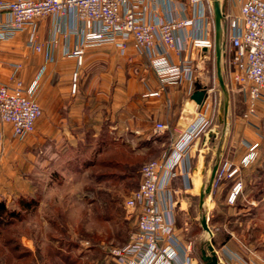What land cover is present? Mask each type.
<instances>
[{"label": "crops", "instance_id": "0c3cea01", "mask_svg": "<svg viewBox=\"0 0 264 264\" xmlns=\"http://www.w3.org/2000/svg\"><path fill=\"white\" fill-rule=\"evenodd\" d=\"M221 1L226 19L240 13V0ZM207 5L212 10L211 0H145L147 20L194 19L193 25L176 33L177 45L182 46L187 40V47L179 53L169 50L170 62L186 61L193 68L192 75L181 82H163L150 60L136 52L132 44L124 52L109 42L87 47L79 63L73 50L82 41L83 24L73 14L50 15L37 21L41 51L29 45V30L19 32L12 39L0 38V83L12 85L15 79H21L26 88L35 84L43 109L35 132L19 142L11 125L0 123V169L6 168L13 176L16 170L23 171L22 193L27 201L39 202V211L44 205L48 212L54 211V205L68 196L48 194L46 179L53 177V185L57 187L68 183L77 186L85 177L93 180L97 173L94 162L101 158L120 162L126 170L127 153L131 157L140 154L142 146L137 142L141 140L161 144L160 158L169 150L171 141L197 120L200 112L209 120L207 98L202 105L192 99L199 83L197 67L209 51L194 47L192 42L195 38L214 39L213 17L207 13ZM0 16H5L2 9ZM153 92L159 93L153 95ZM157 122L165 123L168 130L156 133ZM209 132V138L215 139L216 134ZM198 137L179 165L162 172V204L167 209L170 201L174 221L177 195L192 193L201 182L198 171L205 169L206 162L200 160L205 150L199 147ZM208 139L204 136L202 143L207 144ZM19 156L22 164L17 160ZM93 187L88 183L86 193L76 191L70 196L71 202L112 201L109 194L100 199ZM41 189L43 197L36 200V192ZM176 235L178 259L189 256L197 261L193 252L186 250L192 244ZM217 252L226 264H264V257L257 250L244 254L242 249L225 244ZM109 261L112 257L104 254L102 264Z\"/></svg>", "mask_w": 264, "mask_h": 264}, {"label": "rangeland", "instance_id": "374dc122", "mask_svg": "<svg viewBox=\"0 0 264 264\" xmlns=\"http://www.w3.org/2000/svg\"><path fill=\"white\" fill-rule=\"evenodd\" d=\"M207 9L214 22L213 7L211 10L207 5ZM229 20H223L226 46L222 60L230 92L228 123L225 126L220 120L224 93L218 83L214 47L197 67L198 82L208 90L207 130L197 140L199 147L205 150L200 160L206 165L204 171H198L199 185L192 193L178 194L175 203V232L183 241L192 244V252L199 264H205L201 254L209 242L216 249L228 244L242 249L244 254L257 250L264 257V101L258 104L257 114L250 120L244 118L246 96L233 79L235 65L231 61L233 49L229 43ZM35 97L38 99L37 91ZM209 130L216 134L215 139L209 138ZM204 136L209 138L205 145L202 143ZM137 143L142 146L140 154L131 157L128 170L117 172V177L100 179L95 173L93 180L85 177L74 187L69 183L57 187L53 185V177L46 179L48 194L68 196L49 212L47 205L39 211V202L30 209L23 203L28 198L22 193V170H16L13 176L6 168L0 169V201H5L11 210L19 213L11 224H0V246H3V236L14 238V242L0 250V264H102L103 255H110L112 247L127 243L136 228L137 211L125 206L126 198L130 190L139 187L142 165L158 158L163 149L161 144L150 141ZM247 143L256 146L251 151ZM247 155L248 160H245ZM17 160L22 164V156ZM225 160L237 164L239 172L233 178L214 181L211 193L206 195L204 206L200 208L201 189L208 185L213 166ZM239 179L243 181V189L237 201L231 204L228 195ZM88 183L94 186L96 196L102 199L103 195L109 194L112 201L71 202L70 196L76 191L87 192ZM41 193L42 189L36 192V200L43 197ZM203 213L207 216L212 236L201 224Z\"/></svg>", "mask_w": 264, "mask_h": 264}, {"label": "built area", "instance_id": "2783aa9c", "mask_svg": "<svg viewBox=\"0 0 264 264\" xmlns=\"http://www.w3.org/2000/svg\"><path fill=\"white\" fill-rule=\"evenodd\" d=\"M240 2V13L229 20V43L235 65L233 79L246 96L244 118L250 120L257 114L258 104L264 101V0ZM144 4L145 0H0V9L5 13L3 18L0 16V38L12 39L19 32L29 30V45L41 51L37 21L50 15L73 14L83 24L82 41L73 50L79 63L87 47L109 42L124 52L132 44L136 52L150 60L163 82H181L192 75L193 68L186 61L170 62L169 50L179 53L187 47V40L182 46L177 45L176 33L193 25L194 19L150 21L146 19ZM192 43L202 49L214 48V39L210 38H195ZM74 77L77 78V72ZM73 89L76 90L75 85ZM35 94V84L26 88L21 79H15L12 85L0 83V118L11 125L17 140L35 132L36 122L42 115L43 109ZM207 124L208 117L200 112L197 120L171 141L162 157L142 165L139 187L125 201L127 208L137 211L136 228L127 243L110 249L112 261L106 264H199L189 256L178 259L179 241L170 214L171 203L168 201L167 209L162 204L160 180L163 170H173L180 164ZM166 130L165 123H156V133ZM246 145L251 151L256 146ZM239 170L237 164L225 160L219 163L214 181L233 178ZM242 189L243 181H235L228 195L231 204L237 201ZM186 250L191 252V245Z\"/></svg>", "mask_w": 264, "mask_h": 264}, {"label": "water", "instance_id": "95a60500", "mask_svg": "<svg viewBox=\"0 0 264 264\" xmlns=\"http://www.w3.org/2000/svg\"><path fill=\"white\" fill-rule=\"evenodd\" d=\"M213 13H214V47H215V56H216V73L218 78V83L221 90L224 93V99L221 102V115L220 120L225 124L228 123V113H229V104H230V92L226 85L224 74H223V64L222 60L225 56V46L226 42L223 38V34L226 31V27L223 23L225 18L224 8L222 5L221 0H211ZM207 87H202L198 83V88L194 90L192 93V99H194L197 104L202 105L204 104L207 96H208ZM219 166V161L213 166L211 171L210 180L206 187H203L200 191V208L204 206L205 197L207 194H210L212 191L213 181L216 176V172ZM201 224L203 228L210 234L213 235L212 230L208 224V219L205 213H203L201 218ZM201 259L205 264H226L225 262L221 261L220 257L218 256V252L216 247L209 242L207 248L202 249Z\"/></svg>", "mask_w": 264, "mask_h": 264}, {"label": "trees", "instance_id": "16d2710c", "mask_svg": "<svg viewBox=\"0 0 264 264\" xmlns=\"http://www.w3.org/2000/svg\"><path fill=\"white\" fill-rule=\"evenodd\" d=\"M130 158L131 156H129V154L127 153V159H126L127 163H129ZM94 165H95V171L97 172L96 175L100 179L117 177L116 173L123 170L122 164H120V162H113L103 158L99 159L98 161L96 160L94 162ZM23 203L26 205L27 208L30 209L37 204V201L25 200ZM18 215L19 213L11 210L5 201H0V224L9 225L13 222L12 219L14 217H17ZM1 236L2 233H0V237ZM9 237L10 238L3 236L2 238L4 247L9 246L11 241L14 242V238H12V236ZM3 246H0V250L4 249Z\"/></svg>", "mask_w": 264, "mask_h": 264}]
</instances>
